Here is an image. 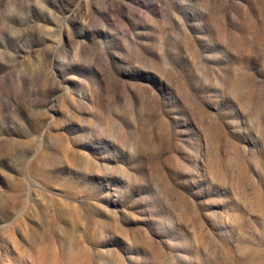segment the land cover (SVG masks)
<instances>
[{
	"label": "rangeland",
	"instance_id": "1",
	"mask_svg": "<svg viewBox=\"0 0 264 264\" xmlns=\"http://www.w3.org/2000/svg\"><path fill=\"white\" fill-rule=\"evenodd\" d=\"M0 264H264V0H0Z\"/></svg>",
	"mask_w": 264,
	"mask_h": 264
}]
</instances>
